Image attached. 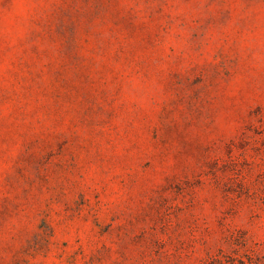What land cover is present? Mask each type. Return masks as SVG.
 Wrapping results in <instances>:
<instances>
[{
	"label": "rangeland",
	"instance_id": "1",
	"mask_svg": "<svg viewBox=\"0 0 264 264\" xmlns=\"http://www.w3.org/2000/svg\"><path fill=\"white\" fill-rule=\"evenodd\" d=\"M0 264H264V0H0Z\"/></svg>",
	"mask_w": 264,
	"mask_h": 264
}]
</instances>
